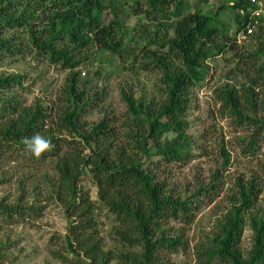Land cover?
Listing matches in <instances>:
<instances>
[{
	"label": "trees",
	"instance_id": "obj_1",
	"mask_svg": "<svg viewBox=\"0 0 264 264\" xmlns=\"http://www.w3.org/2000/svg\"><path fill=\"white\" fill-rule=\"evenodd\" d=\"M47 1L29 0L30 6L25 8L26 11H19L18 0H0V54L14 56L22 52L23 42L16 35L6 34V29L25 26L36 57L42 56L49 64L70 70L60 90L61 98L55 103L58 107L59 103L66 101L67 105L60 106L57 132L48 127L49 106L40 102L31 105L2 103L4 97H0V150L6 148L12 150L13 155L24 154V158L35 167L47 159H56L57 181L53 194L65 204L69 217L67 246L70 251L76 252L72 243L76 240L92 264H108L112 258L120 259V264H158L159 250H172L173 247L175 251L178 248L175 245L184 242L180 238L174 240L165 236L164 229L161 236L155 238L156 231L169 218L190 222L193 217L190 201L204 189L201 187L195 196L177 199L166 194V180L160 179L159 170L163 164L182 161L188 156L185 116L190 106L191 89L206 78L204 66L207 59L221 54L230 44L232 47L237 45L235 35L246 27L255 5L247 0H234L231 5L226 0L217 3L212 14L200 9L189 11L175 21L172 34L168 35L167 31L160 36L159 30L153 34L151 29H130L123 17L124 0ZM135 1L141 5L140 0ZM146 1L152 11L140 6L135 10L137 15L148 17L153 11L163 12L176 2ZM180 5H183L182 0L177 1L175 9H180ZM108 8L111 17L106 21L101 13ZM226 8L231 9L235 16L234 36L228 35L220 18V10ZM241 8L246 13H241ZM263 34L264 15L250 36L264 37ZM224 37L227 40H222ZM261 46L257 53L264 54L263 40ZM93 47L106 56H119L128 66L136 65L140 56L149 58L143 61L146 63H141L142 66L158 68L162 73L163 86L155 97L137 101L133 94L123 93L128 108L122 129H116L108 118L87 127V122L81 118L80 112L92 100L88 98L87 84L76 69L82 63L95 60L88 53ZM258 68L264 72V63H260ZM10 78L19 80L20 75L0 78V86L7 85L6 80ZM253 90H244L251 113L241 107L234 88L225 87L223 93H218V99L223 108L235 117L236 124L244 128L254 127L250 129V146L255 147L259 137H264V115L259 113V110L264 112V90L255 96L251 93ZM64 130L69 134L63 133ZM37 132L50 138L54 144V148L39 157L27 150L23 143L25 137ZM172 132L176 134L171 135ZM222 150L225 154L223 163L227 166L231 154L225 145ZM85 174H89L98 186L105 208L122 224L115 231L119 240L131 248L142 245L141 252L131 248L127 251L104 249L98 221L94 217L95 204L80 187ZM216 178L217 173L214 180ZM237 186L235 195L250 206L252 192L255 194L253 180L244 181L239 177ZM54 195L51 194L50 198ZM243 208L238 205L235 211L227 213L225 222L218 223L212 244L217 248L215 254L229 264H258L264 260V219L258 222L257 217L250 214L256 235L254 248L244 258L239 246L246 220L241 215ZM23 210L24 206L19 203L9 205L1 200L0 222L9 221ZM2 258L0 254V261Z\"/></svg>",
	"mask_w": 264,
	"mask_h": 264
},
{
	"label": "rangeland",
	"instance_id": "obj_2",
	"mask_svg": "<svg viewBox=\"0 0 264 264\" xmlns=\"http://www.w3.org/2000/svg\"><path fill=\"white\" fill-rule=\"evenodd\" d=\"M18 1L19 11H26L25 8L30 6L29 0ZM140 1L141 5L135 0H124L125 12L122 14L127 25L130 29H151L153 34L159 30L160 36L167 31L168 35L172 34L174 23L181 15L197 9L212 14L218 5H209L200 0H182L180 9H175L176 0L163 12L153 11L148 17H143L136 14V8L143 6L148 11H152V8L146 0ZM220 11L228 35L234 36L236 24L233 11L229 8ZM101 14H104L106 21L110 20L109 8ZM6 34L16 35L23 42V47L22 52L14 56L0 54V78L20 75L19 80L10 78L6 80L7 85L0 86V97H4L2 103L31 105L40 102L49 106L48 127L58 132L60 106L67 105V102L59 103L58 107L55 103L61 98L60 90L70 70L49 64L42 56L36 57L35 47L29 42L25 26L6 29ZM224 38L222 40H227ZM235 40V47L230 44L221 54L206 60V78L191 89L190 106L185 116V131L189 139L188 156L182 161L163 164L159 170L160 179L166 180V194L177 199L184 200L192 194L195 196L201 187L204 189L190 201L193 205L190 222L169 218L156 231L155 238H159L164 229L165 236L174 240L180 238L184 242L181 245L174 244L178 247L175 251L173 247L172 250H159L156 259L158 264H229L215 254L217 248L212 243L218 231V223L225 222L227 213L235 211L238 205L244 207L241 215L246 218L239 245L246 258L254 248L256 235L250 214L256 216L258 222L264 219V137H259L255 147L250 146V129L254 127L244 128L236 124L235 117L223 108L218 99V93H223L225 87L234 88L241 100V107L251 113L244 90L253 88V96L256 93L261 95L264 90V72L258 68L260 63H264V54L257 53V49L263 47L261 44L264 37L247 36L240 39L237 35ZM88 53L95 60L82 63L76 69L80 71L84 84H87L88 98L92 100L80 112L81 118L87 122V127L108 118L116 129H122L128 108L123 93L129 96L133 94L137 101L155 97L163 86L162 73L158 68L147 69L142 66L141 63H146L143 61L149 58L140 56L136 65L128 66L119 56H106L95 47L88 50ZM259 113L264 115L261 110ZM66 131L63 133L69 134ZM174 134L176 132L171 133ZM223 145L231 154L227 166L223 163ZM11 151L6 148L0 150V178L3 179L0 182V201L9 205L19 203L24 206V210L9 221L0 222V254L3 256L0 264H92L86 253L79 249L76 240L72 241L76 252L68 249L69 217L65 204L53 194L57 181L54 168L56 159H47L35 167L24 158L26 155H13ZM216 173L217 178L214 180ZM239 177L244 181L251 179L255 184L250 206L235 195L239 188ZM80 187L95 204L94 217L98 221L104 249L129 250L131 247L123 244L115 232L122 224L116 215L105 208L98 186L89 174L83 176ZM51 194L54 198H50ZM142 249V245L131 248L137 252ZM205 252L210 253V256ZM120 261L112 258L108 264H120ZM258 264H264V260Z\"/></svg>",
	"mask_w": 264,
	"mask_h": 264
},
{
	"label": "built area",
	"instance_id": "obj_3",
	"mask_svg": "<svg viewBox=\"0 0 264 264\" xmlns=\"http://www.w3.org/2000/svg\"><path fill=\"white\" fill-rule=\"evenodd\" d=\"M200 1L207 3L209 5H213V4H217L220 2H224L226 0H200ZM247 1L255 5V8H253L250 13V18L248 20L246 27L237 33L240 39L252 35L260 24L261 16L264 15V1L263 0H247ZM227 3L233 5L234 0H230V1L227 0ZM240 12L243 14L246 13V11L242 8L240 9ZM237 35H236V38H237Z\"/></svg>",
	"mask_w": 264,
	"mask_h": 264
},
{
	"label": "clouds",
	"instance_id": "obj_4",
	"mask_svg": "<svg viewBox=\"0 0 264 264\" xmlns=\"http://www.w3.org/2000/svg\"><path fill=\"white\" fill-rule=\"evenodd\" d=\"M23 143L25 144L27 150H29L36 157H39L46 151L54 148L52 140L39 132L35 133L31 137H25Z\"/></svg>",
	"mask_w": 264,
	"mask_h": 264
}]
</instances>
